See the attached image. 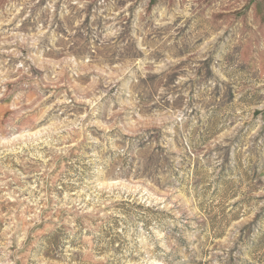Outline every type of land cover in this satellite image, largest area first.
I'll return each mask as SVG.
<instances>
[{
	"label": "rangeland",
	"instance_id": "1",
	"mask_svg": "<svg viewBox=\"0 0 264 264\" xmlns=\"http://www.w3.org/2000/svg\"><path fill=\"white\" fill-rule=\"evenodd\" d=\"M0 264H264V0H0Z\"/></svg>",
	"mask_w": 264,
	"mask_h": 264
}]
</instances>
